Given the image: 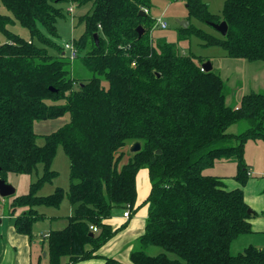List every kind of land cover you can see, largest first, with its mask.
Here are the masks:
<instances>
[{"label":"trees","instance_id":"1","mask_svg":"<svg viewBox=\"0 0 264 264\" xmlns=\"http://www.w3.org/2000/svg\"><path fill=\"white\" fill-rule=\"evenodd\" d=\"M61 2L90 5L78 18L82 34L69 40L77 49L74 60L89 73L83 78L71 75L72 60L56 41L57 21L65 19ZM0 3L11 13H0L6 37L0 42V177L8 182L9 173L30 174L42 164L29 190L12 194L8 204L18 233L30 236L34 223L46 217L37 206L60 205L62 187L46 195L37 191L57 174L51 168L57 146L69 159L66 193L73 212L63 228L47 235L48 264L101 257L97 250L127 223L113 228L107 220L125 209L130 218L139 207L141 168L147 170L150 189L143 201L144 231L129 253L133 264H264V247L249 244L230 252L233 240L253 232L255 212H248L244 199L250 176L244 144L264 141V90L227 104L226 82L213 67L202 68L207 57L181 52L174 42L153 41L152 0ZM184 3L188 19L224 20L227 31L215 35L189 22L180 27L182 37L194 35L204 46H220L228 58L264 61V0H224L221 16L203 0ZM14 19L28 29V39L8 28ZM52 119L64 122L38 144L35 122ZM241 122L245 128L229 131ZM134 142L140 143L138 151L124 149ZM216 161L236 164L230 177L236 187L228 186L227 177L203 173ZM150 246L161 251L149 254ZM103 259V264H123Z\"/></svg>","mask_w":264,"mask_h":264},{"label":"rangeland","instance_id":"2","mask_svg":"<svg viewBox=\"0 0 264 264\" xmlns=\"http://www.w3.org/2000/svg\"><path fill=\"white\" fill-rule=\"evenodd\" d=\"M203 1L208 4V10L211 13L218 14L221 16L224 0ZM59 5L65 10V19H59L57 21V30L59 33V37L56 39V41L57 43L63 45L64 42L72 39H77L82 34L84 30V23L79 22L78 18L89 10L90 5L87 4L81 7H77L73 3L69 2H61ZM68 7H72L71 12H68L66 10ZM144 11L147 12V10ZM148 12H150V14L154 18H161L167 24L166 28H160L157 25H154L151 31V36L153 37L154 42L159 41L161 39L169 42H174L177 44V47L180 49L181 52H191L195 55L209 56L210 60H212L216 65H219L222 69L225 66L226 71H231L227 68L228 63L225 60V52L220 46H204L201 44V40L194 35H191L189 37H182V34L180 32V21H188V23L191 22L192 24L199 28H202L206 32L215 35L219 34V32L215 30L210 24L199 21L193 17L188 19L184 0H152V6L148 9ZM0 13L11 15V13L1 3ZM8 28L12 32L24 38L28 39L30 37L28 29L16 19L9 23ZM5 40L6 37L0 31V42H4ZM70 60L72 61H70L68 68L72 76L83 78L89 75L88 71L85 70L82 66L80 59L77 58L75 60ZM259 65L264 66V62L257 61L251 64L250 62L243 60L242 66H237L241 69V77L243 82L242 85H238L236 88H234V86H231L232 84L230 81H225L228 89L226 101L227 104L235 105L239 102L243 94H246L252 90H264V67L259 70ZM63 122L64 119H52L35 122L34 131L38 134L36 142L38 144H42L44 142L43 135L56 130L62 125ZM243 128H245V124L241 122L230 126L229 131L236 133L242 130ZM131 145L132 143L124 149L130 151ZM126 159L127 157L124 158V161H126ZM244 160L247 165H249L250 169V176L248 178L246 186L244 187V192L248 202L256 206L254 210L256 212L255 218L257 222L254 221L253 224L255 232H251L248 235L244 234L242 236H238L235 240H233L230 247V252L232 254H236L237 252L243 250L245 244H247L248 242H252V244L257 247H264V232H259V230H264V224L261 225V219H264V213L263 211H261L262 205L257 202L264 199V192L262 189L264 188V141L261 138L248 139L245 142ZM51 168L56 170L57 174L52 178L50 182H45L44 184H42L41 187L38 189L37 194H49L54 190L56 186H59L62 187L65 191L64 197L58 207L39 205L36 208L41 213L44 211L45 216L49 214L50 216L54 215L55 218L52 219L58 220L57 216H64L70 211L71 207L66 193V190L69 186V159L60 145L56 148V152L51 163ZM235 172L236 164L233 162L225 161H216L213 166H209L203 171V173L205 174L227 177V181L231 180L230 177L235 174ZM41 174L42 164H38L36 169H34L30 174L9 173L8 183H10L15 188L13 196L27 192L29 190L30 183L36 181ZM147 183L148 181L147 178L144 176V173L140 172L138 187L143 190V187ZM229 183L230 182H228V184ZM11 197L12 195L5 196L2 198L4 200L0 202V212L7 211ZM256 197L258 198L256 199ZM44 219L45 218L36 222L33 225V228H37V226H47L49 220ZM5 222H7V220ZM159 251H161V249L156 246H150L147 249V252L149 254H155ZM168 255L170 257H175V255L172 253H168Z\"/></svg>","mask_w":264,"mask_h":264},{"label":"crops","instance_id":"3","mask_svg":"<svg viewBox=\"0 0 264 264\" xmlns=\"http://www.w3.org/2000/svg\"><path fill=\"white\" fill-rule=\"evenodd\" d=\"M205 57L208 58V61H210L212 67L219 72L221 78L224 81L227 82L230 81L232 84L231 86H234V88H236L238 85H242L243 81L241 77L242 75L241 69L240 67L237 66L238 65L242 66V61L245 59H234V58L225 57V60L229 65V66L227 65V68L231 70V71H226L225 66L222 69L219 65H216L212 60H210L209 56H205ZM257 61H262V60L248 61V62L252 64ZM263 67L264 66L259 65V70H261ZM140 172L144 173V176L147 178L148 181V183L143 187V190H141L138 187ZM225 181L226 183L230 182L228 184L230 188L237 186V183L232 179L230 181H227L225 179ZM136 189H137L136 205H139L136 212L130 218H125L123 217L122 212L119 210L116 211L114 215L107 220V222H109L113 228L119 227L125 221H127V223L123 229L116 232V234L113 237H111L105 244H103L97 250L96 253L99 254L101 257H92L85 260L70 262L68 264H103L104 263L103 257H112L123 264L132 263L129 258V253L132 250L136 239L144 231L145 219L147 215V204L143 203V201L149 192L150 183L148 179L147 170L145 168L139 169L136 174ZM2 198L3 197H0V202L4 200ZM257 198L258 197H256V199ZM244 199L247 205L249 206V208H251V210L255 212L254 208L256 206L248 202L245 192H244ZM257 202H259V204L262 205L261 211H263L264 213V199ZM72 212H73V207L71 205L70 211L67 214H65L64 216H57L58 220L52 219L55 218L54 215L51 216L50 214L46 215L44 220L46 219L49 220L47 226L45 227L37 226V228L32 227V232L30 236L20 234L15 230V227L13 225L14 216L7 215L6 211L0 212V264H48L47 243H46L47 235L51 230L63 228L67 224L68 221L67 218L69 215L72 214ZM42 213L44 214V211ZM255 216H256V212L255 215L250 219L253 232H255V229L253 228L254 221L257 222ZM6 220L7 222H5ZM263 221L264 219H261V225L264 224ZM259 232H264V230L263 229L259 230ZM249 244H252V242H248L247 244H245L244 247H246ZM62 261L66 262L67 258L63 257Z\"/></svg>","mask_w":264,"mask_h":264},{"label":"water","instance_id":"4","mask_svg":"<svg viewBox=\"0 0 264 264\" xmlns=\"http://www.w3.org/2000/svg\"><path fill=\"white\" fill-rule=\"evenodd\" d=\"M139 13L143 14V13H145V11L141 10ZM179 24L182 27H187L188 21H180ZM210 25L215 30H217L221 35H225L226 34V31H227V23H226V21L222 20V21H220L218 23L211 22ZM136 30L138 31V33L140 35L142 33V31H143V28L139 25V26H137ZM94 39H95V42L97 43V34L96 33L94 34ZM202 68L204 70L211 69L212 65H211L210 61L203 62L202 63ZM139 149H140V143L139 142H134L130 146V152H136ZM14 192H15V188L10 183L6 182L3 178L0 177V197H5V196L12 195V194H14ZM250 210L251 209H249L248 212ZM90 234H92V233H90Z\"/></svg>","mask_w":264,"mask_h":264},{"label":"built area","instance_id":"5","mask_svg":"<svg viewBox=\"0 0 264 264\" xmlns=\"http://www.w3.org/2000/svg\"><path fill=\"white\" fill-rule=\"evenodd\" d=\"M67 10L69 12L72 11V7H68ZM156 25L160 28H166L167 27V24L165 21H163L161 18H157L156 19ZM63 52L66 53V55H68V57L70 59H74L76 57V54H77V49L76 47L73 45L72 42L70 41H66L64 42L63 44ZM123 217L125 218H128L129 217V209H125L122 213ZM90 228L92 231H96L97 230V227L94 226V225H90Z\"/></svg>","mask_w":264,"mask_h":264}]
</instances>
